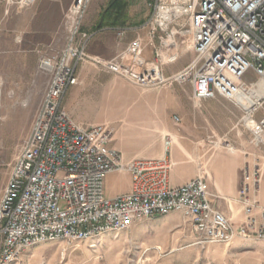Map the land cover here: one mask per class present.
<instances>
[{"label": "built area", "instance_id": "2783aa9c", "mask_svg": "<svg viewBox=\"0 0 264 264\" xmlns=\"http://www.w3.org/2000/svg\"><path fill=\"white\" fill-rule=\"evenodd\" d=\"M0 1L6 3L8 12L10 7L22 10L37 0ZM151 1L153 10L145 26L152 39V60H141L139 41L129 45L125 62L89 53L92 34L81 29L87 0H75L70 8L65 19L69 38L63 52L39 59L37 71L48 76V83L0 200V264L9 258H19L21 264L25 242L45 233H67V241L81 242L95 229L123 226L128 231L136 220L169 210L190 220L200 243L227 239L229 245L239 234L264 235V209L260 219L255 212L264 168L258 158L243 167L239 201L245 221L236 226L214 207L204 170L182 185H171V135L165 138L162 157H126L113 146L114 129L81 125L64 107L69 88L79 83L78 68L85 62L142 88L190 81L195 107L216 97L235 103L243 110L242 126L256 144H264V116L256 117L264 107V92L250 94L264 84V0ZM185 39L196 57L166 77L162 68L179 57ZM1 86L0 80V97ZM243 95L249 96L247 104L240 98ZM173 118L175 125L181 124L182 117ZM210 144L235 150L228 139ZM113 173L130 175V191L107 196L105 181ZM65 245L60 251L62 260L68 254Z\"/></svg>", "mask_w": 264, "mask_h": 264}, {"label": "rangeland", "instance_id": "374dc122", "mask_svg": "<svg viewBox=\"0 0 264 264\" xmlns=\"http://www.w3.org/2000/svg\"><path fill=\"white\" fill-rule=\"evenodd\" d=\"M74 1L69 0L64 19L70 13ZM87 1L89 2L84 10L82 22L97 16L100 11L103 12L113 0ZM124 3L126 15L132 26L146 23L152 14L151 0H124ZM6 6V3L0 1V80L2 81L0 200L14 162L30 135L47 87V82L38 83L36 80L35 83L33 82L35 76L43 75L37 71L39 59L42 56L60 55L29 51L27 21L25 18L20 20V17L34 13L36 5L22 9L21 12L13 6L9 8V13ZM38 10L37 8L36 11ZM145 27L154 58L149 27ZM65 30L61 31V36L67 43L69 31ZM20 35L24 37L22 43L16 42L17 36ZM108 35L110 44L105 48L106 52L103 54L105 59L117 56L132 37L124 39L115 32H109ZM2 37H4L3 41ZM153 41L157 42V39ZM195 57L190 41L185 39L181 41L179 57L174 62L165 64L162 72L166 77H170L172 73L174 75L187 67ZM170 68L174 69L172 73H168ZM78 74L79 83L71 89L73 93L68 97L69 105L75 107L77 118L84 124L105 125L114 129V145L124 149L126 153L154 154L148 148L149 143L153 141L152 136H145L138 125L141 106L137 103L142 97H192L193 95L190 81L172 83L168 81L158 87L142 88L113 71L86 62L81 65ZM248 78L252 79V76L249 75ZM79 86L83 87V92L80 97H76ZM16 94L28 95V97H15ZM263 113L264 107L260 109L259 116ZM176 114L173 113L171 117L172 126L179 129L182 135L188 129L195 130L196 139L193 140L195 143H200L201 149L202 144L214 146L210 144L211 141L228 139L232 145L250 153L249 162H255L258 158V162L264 167V150H257L251 145L254 138L240 123L243 110L235 103L218 97L211 106L197 107L186 115H181L182 122L178 126L173 121ZM129 181L128 174H110L105 181L106 193L110 195L126 193ZM181 217L179 219L172 216L174 220H168L166 216L145 219L135 227L134 224L128 231L103 233L87 241L74 243L69 246L65 260H62L60 255L62 242L57 240L43 242L29 248L21 264H264V240L239 239L229 245L200 243L191 232L190 220ZM175 219L179 220L175 221ZM173 249L176 251H172ZM11 264H19V260Z\"/></svg>", "mask_w": 264, "mask_h": 264}, {"label": "crops", "instance_id": "0c3cea01", "mask_svg": "<svg viewBox=\"0 0 264 264\" xmlns=\"http://www.w3.org/2000/svg\"><path fill=\"white\" fill-rule=\"evenodd\" d=\"M68 4L69 0H37L36 3L32 5H36L33 10L34 13H28L27 15H22L20 17V20L25 18V21H27L26 34L29 38V51L38 54H61L63 52L68 41L67 43L64 42V37L61 36V31L68 29L64 19V14L68 8ZM37 8L39 9L38 11H36ZM15 9L17 8L15 7ZM17 11L21 12L19 9H17ZM5 13L8 15L6 10ZM102 14L103 12L100 11L97 16L85 19L82 22V31L92 34V37L87 45L89 53L104 57L103 54L106 52L105 48H108L110 44L108 38L109 32H115L121 35L120 32L124 30V33L121 35L124 39H128L129 36L132 37L128 39V42L125 44L126 46L124 48L122 47L121 51L117 53V56L107 59L128 61V59L125 58L127 48L132 42L139 41L141 43V60H152L153 52L150 48L148 38L146 37L147 28L145 27L144 22L139 25L132 26L128 20V15H126L115 25L106 23L104 26L99 27ZM9 19H11V17ZM23 38L24 37L22 35L19 37L17 36L16 42L22 43L24 40ZM3 40L4 37H2V41ZM169 70L170 72L168 73H172L174 71L172 68ZM20 76L21 74H19V77ZM33 80L34 83L35 80L38 83H48V76L45 74L38 77L35 76ZM72 87L69 88L64 99V107L66 111L77 123L81 125H95L84 124L81 122L77 118V111L75 107L69 105L68 97L73 93V91H71ZM79 87L80 89L78 90L76 97H80L83 92V87ZM15 97H28V95L22 96L20 94H16ZM215 99H218V97L204 100L201 108L215 104ZM137 104L141 106L138 120L139 124H137L140 126V131L145 136H152L153 141L149 143L148 148H150L154 154L147 155L140 152L126 153L124 149L117 148L114 145L115 140L113 142V146L123 152L126 157L159 158L164 155V141L166 136L171 135L174 141L170 155L174 163V167L171 170V172H173L172 175L170 173L171 185H182L195 178L201 170H204L207 173V187L209 192L212 194L211 201L214 207L224 213L236 226L241 225L245 221V214L239 201V194L243 181V167L245 163L249 161L248 155L250 153L243 151L236 146H234V151H230L223 147L210 146L208 144H204L205 146L202 144V150L199 147L200 143H195L193 140L196 139L195 136L197 132L195 130L188 129V131L183 132L182 135V132L180 133L179 129L172 126L171 117L173 113H177L176 115L181 117V115H186L189 111L197 108L193 103V97H142ZM259 111L257 112L256 117L261 119L264 116V113L262 116H259ZM141 117L144 118L142 119ZM190 135L193 137L191 138ZM251 145L257 150H264V144L258 145L254 142V140L251 142ZM130 189L131 177L127 192L130 191ZM107 196L115 197L117 194H107ZM257 199L259 201V206L255 212L258 219H260L262 216V210L264 209V168L263 180L257 193ZM171 215L179 217V219L182 218V215L179 212H172L164 216H166L168 220H174L171 218ZM179 219H175V221ZM138 223H136L133 227H135ZM191 232L196 236L192 223ZM239 239L244 240L258 238L239 236L235 241ZM172 251H176V249H173ZM23 259L24 255L22 257V262Z\"/></svg>", "mask_w": 264, "mask_h": 264}, {"label": "bare ground", "instance_id": "6f19581e", "mask_svg": "<svg viewBox=\"0 0 264 264\" xmlns=\"http://www.w3.org/2000/svg\"><path fill=\"white\" fill-rule=\"evenodd\" d=\"M264 92V84H260V88L258 90H256V92L252 91L250 94L251 95H256V94H259V93H263ZM246 97H249L248 95H243L241 98L242 102H244L245 104L248 103ZM172 212H179L177 210H169L165 213H160V214H152L150 216H146L142 219H138L136 220V222H133L132 226L142 220H147V219H151V218H156V217H159V216H164V215H167L169 213H172ZM123 231H126V228H123V226H111V227H105V228H100V229H95L94 231H90V232H87V235L85 236V238L81 239V242L83 241H87L95 236H98L100 234H103V233H111V232H115V233H120V232H123ZM239 236H242V237H255V238H258V239H262L264 240V235H261V234H255V233H248L247 235L246 234H239L238 236H235V238L229 243H233L236 238H238ZM60 241L62 243H66V251H69V246H71L72 244L74 243H78L79 240H68L67 241V233H45L44 236L42 237H36V239H32V240H29L28 242H25V249L23 250V255L26 253V251L37 245V244H40V243H43V242H47V241ZM220 243H225L227 244V239H220ZM19 258H9L7 263H2V264H11V263H14L16 261H18Z\"/></svg>", "mask_w": 264, "mask_h": 264}, {"label": "trees", "instance_id": "16d2710c", "mask_svg": "<svg viewBox=\"0 0 264 264\" xmlns=\"http://www.w3.org/2000/svg\"><path fill=\"white\" fill-rule=\"evenodd\" d=\"M125 3L124 0H113L104 10L102 14L99 27L104 26L106 23L115 25L121 21L125 16Z\"/></svg>", "mask_w": 264, "mask_h": 264}]
</instances>
